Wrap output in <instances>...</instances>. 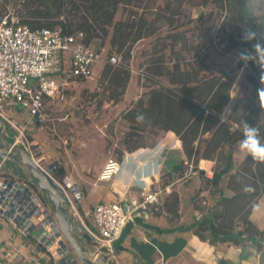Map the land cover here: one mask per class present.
Wrapping results in <instances>:
<instances>
[{"label":"trees","instance_id":"trees-1","mask_svg":"<svg viewBox=\"0 0 264 264\" xmlns=\"http://www.w3.org/2000/svg\"><path fill=\"white\" fill-rule=\"evenodd\" d=\"M133 1L135 0H25L23 2L25 12L20 13L19 16L22 23L32 28L61 25L67 32L84 31L88 41L96 37L108 36L107 26L112 25L111 45L118 46V52L126 63L121 61L118 65L107 63L104 68L105 75L113 71L112 81L121 86V89L113 95L117 94L121 97L129 78L128 67L125 64L131 58L132 45L153 33L151 28L154 21L147 20L145 16L114 22L119 6L129 5ZM209 1L199 0V3L206 6ZM224 1L227 8L226 22L231 26V30L227 32L231 46L252 50V45L257 40L244 41L243 32L251 28L257 32L259 42L263 40L262 25L254 22L253 19V0H222L223 6ZM68 3L72 4V8L67 11L68 14L77 12L80 4H84L91 19L87 14L80 23L68 20L63 14L67 10ZM154 14L155 20L163 18L168 19L167 22L170 24L173 23L171 17L161 15L157 10ZM98 28L102 29L103 35L98 32ZM180 35L179 32L170 31L166 36L177 42ZM153 59L150 66L152 74L147 75V78L156 86L150 91L148 105L144 106L141 99L138 107L132 108L126 117L136 129L142 131L147 130L148 126L160 125L165 127V130H173L180 136L187 158L195 163L200 158L215 161L211 181L216 188L223 178L228 177L227 187L232 188L236 193L232 197H221L216 204L221 205V209L214 210L193 225L196 226V232L200 237L205 238L204 233L209 232L213 241L242 243L245 239L256 240V245L264 250V231L259 230L249 218L259 196L264 191V161L254 160L247 154L238 170L232 173L233 145L242 139V123L247 121L261 130L259 120L264 106V61L261 65L254 60L247 62L252 68L248 79L252 83L253 94L238 98L229 114L222 117L223 109L230 99L229 79L223 75L204 73V70L208 71L207 65L203 64L204 61L199 55H195L192 61H186L185 57L180 56L171 67L166 66L163 55ZM239 64L245 65L243 61H239ZM157 75L169 77L171 84L167 85L158 79ZM139 114H143V120L136 119ZM205 134L209 135L204 137ZM261 136L264 137L262 130ZM144 144L146 142L141 138L132 148ZM63 175H65L64 167L59 166L55 177L61 179ZM178 203L177 192H172L171 205L177 209Z\"/></svg>","mask_w":264,"mask_h":264},{"label":"rangeland","instance_id":"rangeland-1","mask_svg":"<svg viewBox=\"0 0 264 264\" xmlns=\"http://www.w3.org/2000/svg\"><path fill=\"white\" fill-rule=\"evenodd\" d=\"M24 1L0 0V20L7 13L19 15L25 12ZM222 4V0H210L206 6L200 5L199 0H135L129 5H120L114 22L138 19L142 16L154 21L151 28L153 33L132 45L131 58L125 64L128 67L129 78L124 93L121 97L113 95L121 86L112 81L113 71L105 75L104 65L99 66L91 78L74 79L61 87L60 93L46 103L40 125L36 120L29 121L27 111L23 110L24 112H21L23 117L16 120V125L23 131L19 138L20 143L28 148L41 165L47 166L58 161L57 168L63 166L65 175L72 172L74 177L81 181L79 174L83 172L80 162L87 164L83 169L88 171L89 176H93L101 167L103 160L110 156H120L123 149H131L141 138L148 144L157 142L165 127L148 126L147 130L142 131L136 129L126 115L132 108L138 107L141 99L144 106L148 105L150 91L156 84L152 83L147 75L152 74L150 66L153 58L158 55H163L164 63L169 67L180 56L185 57L186 61H192L195 55H199L204 61L203 64L207 65L208 71L204 70V73L223 75L229 79L230 99L221 115L226 117L238 98L253 94V86L248 79L252 73L251 66L248 63L241 66L238 57L240 51L248 49L231 46L227 36L231 26L226 22L225 1L224 6ZM70 8L72 4L68 3L63 14L73 23L82 22L83 16L87 14L91 19L84 4H80L77 12L68 14ZM155 10L161 15L171 17L173 23L170 24L167 22L168 19L163 18L155 20ZM253 11L254 22L262 25L261 43L264 44V0H253ZM107 28L108 36L92 40L95 44H105L110 52L120 54L118 46H112L110 41L113 26L109 25ZM98 29L103 35L102 29ZM170 31L181 33L177 42L166 36ZM121 63H126L122 55ZM157 78L167 85L171 84L170 78L165 75H157ZM259 124L264 131V106ZM208 135L205 134L204 137ZM239 143L233 146L236 161L243 159L245 154L239 148ZM180 166L186 165L181 162ZM221 185L225 186V182ZM218 187L220 186L215 188L216 191L221 189ZM98 194L95 189L92 190L91 203L95 202ZM194 198L202 208L216 205L220 199L214 196L213 199L206 200L207 203L210 201L209 204H205V200H202L199 194ZM85 203L87 204L86 199ZM74 204L76 205V202Z\"/></svg>","mask_w":264,"mask_h":264},{"label":"crops","instance_id":"crops-1","mask_svg":"<svg viewBox=\"0 0 264 264\" xmlns=\"http://www.w3.org/2000/svg\"><path fill=\"white\" fill-rule=\"evenodd\" d=\"M24 111L8 107L6 113L16 123L17 118L23 117L21 112ZM27 114L29 121L35 120L28 111ZM5 130L0 126V133L5 132L8 136L14 134V143L29 151L16 139V132L8 122ZM2 144L3 139L0 137V145ZM247 154L245 152L243 159L239 161L234 158L232 173L238 170ZM108 158L103 160L93 176H89L88 171L83 169L87 164L80 162L83 174H78L81 181L72 172H67L82 191V201L76 205L72 202V214L76 215L87 230H96L93 209L99 203L126 201L143 190L159 191L166 187L171 190L170 194H160L158 203L135 215L124 239L109 253V264H264V250L256 245V240L245 239L242 243L213 241L209 232L204 233L205 238L196 232V226L193 225L214 210L221 209V205L213 204L202 208L198 201L196 203L194 196L199 194L205 204H209L210 201L207 203L206 200H211L214 196L220 199L232 197L236 191L227 187L228 177L221 180L218 187L221 189L216 191V186L211 181L215 161L200 158L195 163L189 160L176 132L164 130L162 136L153 144L146 143L136 148L123 149L120 156L115 157L122 163L121 169L110 180L101 181L98 176ZM181 162L186 166L181 168ZM7 164L0 156L1 175L7 173ZM191 167L192 173L181 179L182 171ZM223 182L225 186L221 185ZM93 189L99 196L91 203ZM172 192L178 194L177 209L171 205ZM249 218L259 230L264 231V191ZM51 263L57 264V260L47 247L31 235L25 234L5 216H0V264Z\"/></svg>","mask_w":264,"mask_h":264},{"label":"built area","instance_id":"built-area-1","mask_svg":"<svg viewBox=\"0 0 264 264\" xmlns=\"http://www.w3.org/2000/svg\"><path fill=\"white\" fill-rule=\"evenodd\" d=\"M120 61V54L110 52L105 44L88 41L84 31L67 32L61 25L32 28L22 23L19 15L7 13L0 20V117L12 125L19 140L23 131L7 115L8 107L26 110L35 120L36 115L43 119L46 103L60 93L61 87L74 79L91 78L99 66L118 65ZM121 166L117 158H108L98 179L110 180ZM191 173L192 167L184 169L181 179ZM170 192L169 187L143 190L126 201L97 204L93 209L97 231L88 228L90 235L112 252L113 243L128 222L158 203L160 194Z\"/></svg>","mask_w":264,"mask_h":264},{"label":"water","instance_id":"water-1","mask_svg":"<svg viewBox=\"0 0 264 264\" xmlns=\"http://www.w3.org/2000/svg\"><path fill=\"white\" fill-rule=\"evenodd\" d=\"M36 122H42L39 115ZM0 126L6 131L7 122L1 117ZM0 137V156L8 162L7 173L0 174V216L47 247L57 264H109L111 248L100 245L72 214V202L82 201L79 184L68 174L60 180L55 178L58 161L43 166L29 151L14 143V135L4 132ZM131 225L129 221L113 243L112 251Z\"/></svg>","mask_w":264,"mask_h":264},{"label":"clouds","instance_id":"clouds-1","mask_svg":"<svg viewBox=\"0 0 264 264\" xmlns=\"http://www.w3.org/2000/svg\"><path fill=\"white\" fill-rule=\"evenodd\" d=\"M244 41L257 40L252 45V50H243L238 53L241 61L247 64L248 61L254 60L261 65L264 61V44L260 43L257 38V32L249 28L242 33ZM137 120H143V114L136 117ZM243 136L239 143V148L247 152L254 160L264 161V137L261 136V130L258 126L249 124L247 121L242 123Z\"/></svg>","mask_w":264,"mask_h":264},{"label":"flooded vegetation","instance_id":"flooded-vegetation-1","mask_svg":"<svg viewBox=\"0 0 264 264\" xmlns=\"http://www.w3.org/2000/svg\"><path fill=\"white\" fill-rule=\"evenodd\" d=\"M14 134L10 135V136H13ZM15 136V135H14Z\"/></svg>","mask_w":264,"mask_h":264}]
</instances>
